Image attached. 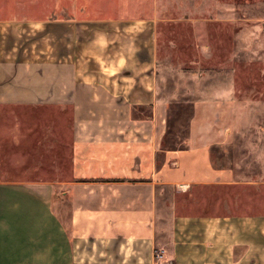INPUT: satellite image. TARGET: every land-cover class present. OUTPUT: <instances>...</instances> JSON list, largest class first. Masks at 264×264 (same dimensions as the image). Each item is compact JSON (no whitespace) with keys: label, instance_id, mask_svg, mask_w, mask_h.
I'll list each match as a JSON object with an SVG mask.
<instances>
[{"label":"crops","instance_id":"1","mask_svg":"<svg viewBox=\"0 0 264 264\" xmlns=\"http://www.w3.org/2000/svg\"><path fill=\"white\" fill-rule=\"evenodd\" d=\"M5 2L0 135L56 136L61 116L70 170L61 182L0 176V264H154L156 250L166 264H264V213L200 202L264 185L216 165L234 142L231 95L194 101L184 146L164 147L170 102L147 71L152 51L104 48L103 26L133 20H89L83 0L61 19L10 17Z\"/></svg>","mask_w":264,"mask_h":264},{"label":"rangeland","instance_id":"2","mask_svg":"<svg viewBox=\"0 0 264 264\" xmlns=\"http://www.w3.org/2000/svg\"><path fill=\"white\" fill-rule=\"evenodd\" d=\"M83 3L89 20L134 21L103 26L105 49L107 41L121 39L112 42V49H124L128 41L134 40L139 51H152V64L147 63V71L151 68L156 95L170 102L164 147L184 146L194 101L211 100L228 92L234 102V142L228 151L216 150V165H232L240 181L264 182V0H83ZM5 5L10 17L47 20L61 19L71 12L76 14L79 9L75 7L80 3L6 0ZM124 34H130L131 38H120ZM92 35L90 29L89 48L99 50L101 46L94 45ZM26 115L31 120L34 117ZM37 116L40 119L43 113ZM66 124L60 116L56 136L51 135L53 132H24L30 137L21 138L19 144L14 141L16 145L0 135V176L68 180L70 146ZM211 193L205 192L207 197L200 202L208 197L216 200L217 212H226L221 209L225 201L231 211L264 213V185L223 196L218 191V197L212 198ZM169 197L172 198L170 194ZM156 252L154 264H166L158 261Z\"/></svg>","mask_w":264,"mask_h":264},{"label":"built area","instance_id":"3","mask_svg":"<svg viewBox=\"0 0 264 264\" xmlns=\"http://www.w3.org/2000/svg\"><path fill=\"white\" fill-rule=\"evenodd\" d=\"M155 257H156L157 259H161V257H162V252H161V251L156 252Z\"/></svg>","mask_w":264,"mask_h":264}]
</instances>
